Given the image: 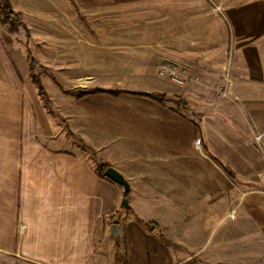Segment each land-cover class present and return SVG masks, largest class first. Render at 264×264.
<instances>
[{"label":"crops","instance_id":"1","mask_svg":"<svg viewBox=\"0 0 264 264\" xmlns=\"http://www.w3.org/2000/svg\"><path fill=\"white\" fill-rule=\"evenodd\" d=\"M73 1L114 9L144 0ZM231 4L232 39L203 12L190 14L196 22L189 29L175 27L172 58L185 72L184 86L157 73L167 48L145 52H157V60L129 56L119 76L110 55L99 57L106 66L82 71L86 55L78 48L71 58V42L63 41L62 79L91 76L93 89L166 95L163 104L130 93L75 99L66 117L87 147L44 109L0 21V264H225V238L204 247L214 213L225 212L232 180L264 174V146L254 140L264 134V0ZM93 47L115 52L112 44ZM222 82L229 86L224 98L214 90ZM97 163L128 181V208L120 205L122 188L101 178Z\"/></svg>","mask_w":264,"mask_h":264},{"label":"rangeland","instance_id":"2","mask_svg":"<svg viewBox=\"0 0 264 264\" xmlns=\"http://www.w3.org/2000/svg\"><path fill=\"white\" fill-rule=\"evenodd\" d=\"M233 1L224 0V4L223 0H144L139 4L108 9L103 6L102 8L93 5L81 6L73 0H9L17 17L11 16L5 20L0 13V21L7 26L11 40L25 58L31 90L41 100L44 109L53 114L58 126L64 125L71 136H74L83 147H87L82 138L69 128L66 115L75 99L81 98L78 97L80 91L93 89L88 85L92 78L82 75L84 77L80 80L62 79L60 65L63 56L69 55L62 51L63 41L71 42L69 47L71 58L77 53L72 51H77L78 48L86 55L82 71L88 72L93 66L95 68L106 66L105 60L99 57L110 55L114 57L112 70L119 76H124L126 71L124 65L131 62L129 56H133V62L137 59L136 62H143L142 56L147 55L154 56L157 60L159 55L157 52L155 54L145 52L149 48L155 51L157 48L162 50L167 48L169 55L159 58L157 73L159 77L167 78L177 86H184L186 80L184 84H178L170 79L168 73L160 74L162 69L169 71L173 67L185 73L173 63L175 27L182 24V28L189 29L190 24L194 25L196 22L191 21L190 14L193 12L196 18L203 12L222 22L229 39H232L230 34L233 24L225 10L233 6L231 4ZM96 30H102V35H97ZM67 33L70 34L69 38L63 36ZM95 44L115 45V52L106 53L101 48L95 51L93 50ZM127 50L133 52H126ZM90 55H93L96 61L91 62ZM226 61H230L229 58ZM74 72L77 73V69H70L68 75H73ZM31 74L38 78L39 84L33 80ZM63 80H69L70 83H63ZM228 89L229 86L225 85V82L214 86L215 93L220 98L226 97V93L229 94ZM258 135L260 139L256 141ZM254 140L258 146H264V134H255ZM91 155L94 154L91 152ZM231 188L225 212L214 213L213 233H207L204 237V247L225 238V264H264V174L258 176L255 181H247L245 184L232 180ZM231 210H234L232 215L229 214Z\"/></svg>","mask_w":264,"mask_h":264},{"label":"trees","instance_id":"3","mask_svg":"<svg viewBox=\"0 0 264 264\" xmlns=\"http://www.w3.org/2000/svg\"><path fill=\"white\" fill-rule=\"evenodd\" d=\"M0 13L2 14L3 18L5 20L9 19L11 16H16V13L13 11V9L11 8L10 2L9 0H0ZM32 64L33 61L31 60L30 62V69L32 70ZM32 73V72H31ZM32 75V74H31ZM33 80H35V82L37 84H39L38 78L35 77V75H32ZM93 93H107L113 96H117L121 93H130V94H135V95H139V96H143V97H148L156 102H159L161 104L164 103L166 96L164 94L161 93H147V92H126V91H122V90H102V89H92V90H85V91H80L78 93V97H84L86 95L89 94H93ZM109 165L107 163H99L97 165V174L104 179H108L103 175V171L106 167H108ZM225 172L227 173V175L230 178H233V174L226 168V166L221 165ZM128 194V193H127ZM127 194L123 193V196H127ZM147 228L149 229H154L157 227V224L155 223H146L144 224ZM161 240L163 242H165L166 244H170L171 242H169L166 238H164L163 236H160ZM119 259V255H117V260Z\"/></svg>","mask_w":264,"mask_h":264},{"label":"water","instance_id":"4","mask_svg":"<svg viewBox=\"0 0 264 264\" xmlns=\"http://www.w3.org/2000/svg\"><path fill=\"white\" fill-rule=\"evenodd\" d=\"M103 175L106 178H108L109 180H111L112 182H114V183L118 184L119 186H121L124 194H127L129 192V183H128V181L114 167H112V166L106 167L104 169V171H103ZM120 205L122 207H125V208L129 207L127 196H123L122 197Z\"/></svg>","mask_w":264,"mask_h":264},{"label":"built area","instance_id":"5","mask_svg":"<svg viewBox=\"0 0 264 264\" xmlns=\"http://www.w3.org/2000/svg\"><path fill=\"white\" fill-rule=\"evenodd\" d=\"M165 73H168V76L172 81L178 84H184L186 78H185V73L181 72L179 69L173 67L169 71L168 70H161L160 74L164 75ZM260 135L256 136V141H258L260 138ZM234 210H231L229 213H233Z\"/></svg>","mask_w":264,"mask_h":264}]
</instances>
